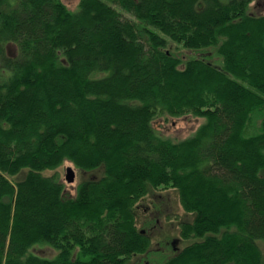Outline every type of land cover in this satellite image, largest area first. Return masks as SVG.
<instances>
[{
    "label": "trees",
    "instance_id": "16d2710c",
    "mask_svg": "<svg viewBox=\"0 0 264 264\" xmlns=\"http://www.w3.org/2000/svg\"><path fill=\"white\" fill-rule=\"evenodd\" d=\"M255 1L0 0V264H130L152 243L135 213L151 188H177L195 212L181 235L199 240L164 264H264ZM170 42L216 46L223 65H183ZM186 115L203 119L190 136L159 133ZM65 160L104 173L66 197L44 173ZM39 243L57 255L31 252Z\"/></svg>",
    "mask_w": 264,
    "mask_h": 264
},
{
    "label": "rangeland",
    "instance_id": "374dc122",
    "mask_svg": "<svg viewBox=\"0 0 264 264\" xmlns=\"http://www.w3.org/2000/svg\"><path fill=\"white\" fill-rule=\"evenodd\" d=\"M64 1L71 8H75L79 2V0ZM249 11L255 15L264 13V0H256L253 2ZM9 49L11 53L15 52V47L13 45H9ZM169 49L180 57L181 62L192 57H205L217 65H223V58L218 53L216 46L195 50L185 48L179 43L170 42ZM202 120V118L186 115L168 121L161 119L156 123L157 129L162 136L177 141L190 136L202 123ZM256 121L257 124H259L260 120L257 119ZM254 130H256V128ZM250 132H253L252 126L249 133ZM69 165H72L76 173L73 182H68L66 180V169ZM28 172V167L22 168L16 174V180L20 181L24 179ZM44 173L49 175L58 174V179L64 185L63 194L69 197L72 194H76L85 181L94 177H100V174L104 173V166L85 171L76 167L69 160H65L57 169L45 170ZM135 213L138 226L148 232L152 238V243L147 252L136 254L131 257L129 259L130 264H164L180 249L191 244L195 240H199L196 237L184 238L181 235L183 222L193 221L195 212H188L183 208L180 192L177 188H151L149 193L138 202ZM259 245L262 248L264 256V240H260ZM31 252L51 259L57 255L58 250L49 245L39 243L31 248Z\"/></svg>",
    "mask_w": 264,
    "mask_h": 264
},
{
    "label": "water",
    "instance_id": "95a60500",
    "mask_svg": "<svg viewBox=\"0 0 264 264\" xmlns=\"http://www.w3.org/2000/svg\"><path fill=\"white\" fill-rule=\"evenodd\" d=\"M75 176H76L75 169L71 165L68 166L66 170V180L68 182H73L75 180Z\"/></svg>",
    "mask_w": 264,
    "mask_h": 264
},
{
    "label": "bare ground",
    "instance_id": "6f19581e",
    "mask_svg": "<svg viewBox=\"0 0 264 264\" xmlns=\"http://www.w3.org/2000/svg\"><path fill=\"white\" fill-rule=\"evenodd\" d=\"M39 255V254H38ZM41 256V255H40Z\"/></svg>",
    "mask_w": 264,
    "mask_h": 264
}]
</instances>
